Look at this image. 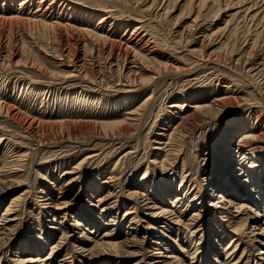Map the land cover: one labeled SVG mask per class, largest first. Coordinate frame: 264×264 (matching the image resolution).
Segmentation results:
<instances>
[{
	"label": "rangeland",
	"instance_id": "1",
	"mask_svg": "<svg viewBox=\"0 0 264 264\" xmlns=\"http://www.w3.org/2000/svg\"><path fill=\"white\" fill-rule=\"evenodd\" d=\"M0 17V264H264V0Z\"/></svg>",
	"mask_w": 264,
	"mask_h": 264
},
{
	"label": "bare ground",
	"instance_id": "2",
	"mask_svg": "<svg viewBox=\"0 0 264 264\" xmlns=\"http://www.w3.org/2000/svg\"><path fill=\"white\" fill-rule=\"evenodd\" d=\"M4 17V16H3ZM3 17H0V19H3ZM8 19V18H7ZM19 19V18H18ZM3 20H5V19H3ZM2 20V21H3ZM11 20V19H10ZM14 20V19H13ZM12 21V20H11ZM1 22V21H0ZM103 40V39H102ZM110 43V42H109ZM252 56V55H251ZM253 58V57H252ZM174 107H176V106H174ZM4 108V107H3ZM10 109V108H9ZM9 109H7V110H9ZM12 112V111H11ZM9 113V112H8ZM19 115V114H18ZM24 123V122H23ZM240 151H242L241 153L242 154H244V152H245V148L244 147H242L241 146V148H240ZM245 156V155H244ZM258 181H256V183H257ZM254 183H255V181H254ZM253 183V184H254ZM3 185V184H2ZM11 186V185H10ZM252 186H255V184L254 185H252ZM4 188V187H3ZM227 188V187H226ZM229 188V187H228ZM3 190H5V189H3ZM6 190H7V188H6ZM0 191H2V189L0 188ZM262 192V191H261ZM264 193V192H263ZM0 194H2V193H0ZM258 194H259V192H258ZM257 193H256V195H258ZM261 195H263V196H261ZM259 197H260V202H261V206H264V194H261ZM194 198H196V196L194 197ZM177 199V201H179L180 200V198H176ZM147 200H150V199H147ZM151 201V200H150ZM151 204V203H150ZM11 208H13L12 206H10L8 209H7V211H6V215L8 216V215H10L12 212H11ZM264 208V207H263ZM148 209H152L153 211H155L156 209H155V207H148ZM107 212H109V210L107 211ZM156 212V211H155ZM261 212V211H260ZM168 213H167V211L166 210H164L163 208L160 210V212H159V209L157 210V212L156 213H154L153 214V216L155 217V218H159V217H164V216H166ZM258 216H260L261 217V214H258ZM154 218V219H155ZM162 219H164V218H162ZM158 220V219H157ZM8 220H7V218H2L1 220H0V223H6ZM136 222L137 221H133V223H135L136 224ZM178 225H179V223H178ZM8 226H9V224H5L4 225V231H6L7 229H8ZM3 231V232H4ZM7 238H5V239H1L0 238V245H3V243H4V245H5V240H6ZM107 239H109V238H107ZM10 240V239H9ZM109 240H111V239H109ZM136 246V241H126V242H122V243H117V242H112V241H108V240H104L99 246H98V250L99 251H97V252H99V253H101L102 252V254H107V255H114L115 254V256H117V255H120L121 253H116L115 251H114V249H118V248H122V249H127V248H132V247H135ZM114 253V254H113ZM160 253V252H159ZM158 258H164V255H162L161 253H160V255L158 256ZM43 261H45V260H42V263H43ZM158 261V260H157ZM158 263H161V264H169L170 263V261H168V260H163V262H158ZM176 264H179V262H177L176 261Z\"/></svg>",
	"mask_w": 264,
	"mask_h": 264
}]
</instances>
